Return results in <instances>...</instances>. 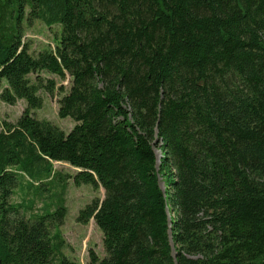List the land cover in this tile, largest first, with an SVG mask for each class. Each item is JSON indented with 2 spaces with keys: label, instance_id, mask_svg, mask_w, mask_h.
Masks as SVG:
<instances>
[{
  "label": "trees",
  "instance_id": "16d2710c",
  "mask_svg": "<svg viewBox=\"0 0 264 264\" xmlns=\"http://www.w3.org/2000/svg\"><path fill=\"white\" fill-rule=\"evenodd\" d=\"M35 20L55 47L23 41ZM0 88L28 105L0 123V264H82L63 202L31 220L11 200L57 161L104 190L77 217L104 235L88 264H264V0H0ZM41 90L69 132L31 114Z\"/></svg>",
  "mask_w": 264,
  "mask_h": 264
},
{
  "label": "rangeland",
  "instance_id": "374dc122",
  "mask_svg": "<svg viewBox=\"0 0 264 264\" xmlns=\"http://www.w3.org/2000/svg\"><path fill=\"white\" fill-rule=\"evenodd\" d=\"M60 30V26L56 25L53 28H48L41 21L35 20L31 24L24 23L25 36L23 41L30 42V49L37 53L45 46L55 47V34ZM48 78H55L60 82L57 75L47 74ZM35 75H32L33 78ZM62 84L67 89L70 88L69 77ZM5 85V83H4ZM0 88V92H1ZM40 94L44 98L43 106L39 109H32L31 114L38 119H46L57 124L66 132H69L75 125V121L70 117L61 118L59 116V99L62 93L55 91L47 93L43 90ZM25 99L18 100L15 104H9L0 99V123L3 121L16 123L27 108ZM1 130V127H0ZM160 164L161 150L155 148ZM53 168L58 174L48 179L45 174H31V177L42 181V185L37 188H28L26 181L24 185L18 188L13 197L12 202L17 205H22L21 215L26 219L34 220L37 217L54 211L63 202L67 208L66 218L60 225V231L64 240L61 252L70 259L88 264L91 260V251L100 258L106 256L104 246V235L94 220L89 224H82L77 221L78 214L88 203L96 196L103 197L104 190L95 191L90 184H82L77 186L73 178L77 169L66 162H53ZM161 187L165 188V180L160 175ZM52 232H55L53 227Z\"/></svg>",
  "mask_w": 264,
  "mask_h": 264
},
{
  "label": "water",
  "instance_id": "95a60500",
  "mask_svg": "<svg viewBox=\"0 0 264 264\" xmlns=\"http://www.w3.org/2000/svg\"><path fill=\"white\" fill-rule=\"evenodd\" d=\"M161 156H163L162 153H161Z\"/></svg>",
  "mask_w": 264,
  "mask_h": 264
}]
</instances>
